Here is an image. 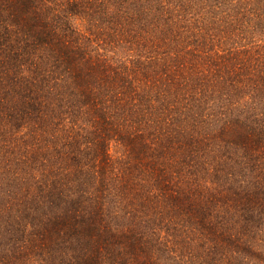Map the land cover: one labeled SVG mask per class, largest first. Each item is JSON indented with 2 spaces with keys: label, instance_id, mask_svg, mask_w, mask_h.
I'll return each instance as SVG.
<instances>
[{
  "label": "trees",
  "instance_id": "16d2710c",
  "mask_svg": "<svg viewBox=\"0 0 264 264\" xmlns=\"http://www.w3.org/2000/svg\"><path fill=\"white\" fill-rule=\"evenodd\" d=\"M0 264H264V0H0Z\"/></svg>",
  "mask_w": 264,
  "mask_h": 264
}]
</instances>
